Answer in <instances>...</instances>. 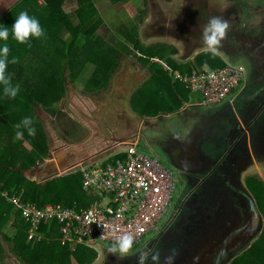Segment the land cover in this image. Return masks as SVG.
Here are the masks:
<instances>
[{"label": "trees", "instance_id": "obj_1", "mask_svg": "<svg viewBox=\"0 0 264 264\" xmlns=\"http://www.w3.org/2000/svg\"><path fill=\"white\" fill-rule=\"evenodd\" d=\"M77 1V10L73 14H68L60 7L63 0H44V5H41L39 0H20L15 8H12L13 10L11 9L0 21V23L8 24L10 28L17 13L20 10H26L40 21L44 30L42 37H29L30 44L17 42L12 37L11 30L8 40L0 41V44L7 43L8 45V58L16 57V62L9 63L6 71L11 77L10 82L19 85L15 97L5 96L0 91V258L4 251V241L10 245V250L15 255L29 264H73L74 261L77 264H92L97 258V250L92 247L78 244L72 250L68 242L62 241L56 221L47 220L39 224L35 229L37 235L30 239L28 235L32 224L26 222L21 211L15 209V204L2 195L3 191H8L9 196L22 194L24 201L35 203L38 207L58 202L79 207L87 203L86 198L89 201L96 198L82 189L79 173L55 176L44 184H39L29 174L32 166L42 161L45 155H50L46 130L38 119L39 107L41 106L55 118L60 119L63 112L53 103L63 96L65 84L80 78L89 63H92L95 70L102 74V78L92 75L85 80L84 86L90 92H96L99 87L106 84L120 56L126 52H133L134 56L142 60L148 68L154 69L148 79L135 89L130 99L132 105L139 104L140 115H143L142 112L150 116L167 111L164 105L165 99L160 103L163 97L162 92L158 89H150L151 84L147 86L150 80L161 81L167 89H172L174 84L178 85L184 99H187L191 93V89L181 80L175 79L171 82L167 72L162 69H159V74H157L156 64L150 61L152 57L159 56L169 62L172 67L182 68L185 63L180 64L175 59L174 56L177 54H175L174 46L167 43H156L149 46L142 44L138 34V22L123 16H121L123 20L125 18L126 22L129 21L120 23L119 29L123 37L116 38L114 41L112 36L110 40L111 32L108 26L102 28L104 14L99 11L95 0ZM131 1L136 0H109L110 9L120 13L124 9V3ZM144 1L141 0L142 3ZM137 8L141 17L139 18L143 21L146 8H142L140 4ZM111 12L112 10L108 14ZM117 39H119L118 43ZM137 50L142 54L137 55ZM29 54L32 55V60H26ZM194 60L198 65L206 63L213 67L226 65L223 58L207 51L197 54ZM33 62L36 63L35 69L30 70L27 65ZM20 70L30 71L28 75L24 73L23 75L24 79H29L31 82L22 81L19 84L18 78L22 75H18L17 72ZM190 71L191 69L188 68V72ZM147 96H153L156 105L150 104L148 100L145 101ZM180 105L181 103L177 104L175 108ZM25 116L32 118L36 129L34 136L28 135L23 128L15 127L17 117L22 119ZM18 130L22 131L23 135L20 139H15V133ZM25 142H28V145L24 144ZM251 184L258 186L256 182H249L248 188ZM252 191L255 193L258 207L264 213V204L260 201L264 199V188L261 191ZM7 222L10 223V231L3 228L7 226ZM262 240H264V233L251 247L247 248L243 256L235 259L233 264H264L262 261L264 250L254 251L262 244ZM246 255H249L248 263Z\"/></svg>", "mask_w": 264, "mask_h": 264}, {"label": "rangeland", "instance_id": "obj_2", "mask_svg": "<svg viewBox=\"0 0 264 264\" xmlns=\"http://www.w3.org/2000/svg\"><path fill=\"white\" fill-rule=\"evenodd\" d=\"M144 2L142 3L141 0H136L128 2L127 4L124 3L125 9L123 10L122 15L126 14L125 18H132L134 19V21L138 22V34L142 44L153 45L157 43L154 40L160 37L158 32L161 30L162 25L169 23L168 15H172L178 5H181L182 7L183 0H147L145 3ZM225 3L226 0L221 1V5H225ZM138 4L142 5V8H146V15L143 21L142 19H140L141 17L138 14ZM205 5H207L208 7L205 6L206 8L202 7L201 9V14H203V20L201 24L192 23L191 20L184 21L185 36H187L186 41L194 38L192 37L193 35H195L193 31L198 30L197 25L202 27L200 33L203 34V28L206 25L204 23L205 20L206 22H208L209 17L211 15H214L213 12H217L210 9L214 7V5L210 4V2ZM197 8H199V6H197ZM180 10L183 11L182 8H180L179 11ZM235 15L237 16L235 17ZM215 16L224 17V15ZM102 17L104 20L102 28L108 26L107 28H109V31L111 32L109 35V39L112 40V36L114 38V41L116 38H122L123 35L121 34L122 31H120L119 26L121 21L122 23L123 21L126 22L125 18L123 20L121 15L115 11L109 14L106 13ZM228 23L229 27L226 30L225 36L220 43H222L223 45H228L229 48L233 47L234 51H236L237 53L247 52V49H251L253 53H255V59H257L260 64L264 65V0H251V4L248 10H246L244 13L239 12L238 14H231V19L228 20ZM166 29L172 28H169V26H167L164 30ZM247 33L253 35L254 38L252 39L246 37L245 34ZM118 41L119 39H117V43ZM124 42L126 43L125 40ZM167 43H170V41H167ZM181 44L183 45L182 41ZM130 47L132 48L131 44ZM205 48L206 46L201 49ZM174 49L176 51V48ZM217 52L219 53V51ZM175 56V58L180 57V53H177V55ZM26 57V60H32L31 54L27 55ZM155 57L157 56H154L153 58ZM155 64V68H160V65L157 64V62ZM243 64L246 65L245 63ZM35 65L36 63L33 62L31 65L28 64L27 67L30 70L32 68V70H34ZM204 65L210 64L206 63ZM29 72V70H20L17 72L18 75H22L21 77L18 76L19 84L22 83V81L31 82V80L29 79H24V75H28ZM246 74L248 78L249 71H246ZM92 75H94L96 78H102V74L98 73L95 70V66L92 63H89L88 68L83 72L80 78L73 82L65 84L63 96L53 103L56 108L60 109L64 113H62L60 119L55 118L53 114L51 115L41 106H38L40 108L39 114L37 113L39 115L38 119L41 121L43 128L46 130L45 132L48 139L49 150L52 148V146L63 150V144L69 145V142L79 143L90 138L88 140L90 146L98 144L99 146H97V149L100 146H106L107 149L115 147L114 151H118L124 145H117V140H127L129 139L127 138L129 137V135H134L137 131H139L140 135L138 137V148L143 149L144 151L150 150L152 154L158 156V160L162 164L171 168V165L163 155V149H165L166 147H176L177 142L174 137L177 133L186 135L188 137L190 136V133L195 126H201L202 120L199 118H195L198 110L202 111L205 114V118H210L212 113L211 111H215V109H217L218 107L220 108V106L226 101L223 100L222 103L217 105L195 104V106H191L187 110H182L181 107L184 104L182 102L184 98L178 85L174 84L172 85V89H167L164 87L161 81L150 80L147 86L149 87L151 84L150 89H158L162 92L161 94L163 97L160 96L162 97L160 103L164 102L163 99H165L164 105L166 108L165 110L167 111L163 112L164 114L160 113L159 115H157L156 113L152 114L151 116H144L142 124H139L142 117L133 110V105L131 104L130 98L134 90L138 88L149 76V68L146 66V64H144L138 57L126 56L125 54H123L122 56H120L117 66L107 79L106 84L102 86L100 85L101 87H99L98 91L96 92H90L89 89L85 88L84 86L85 80L90 78V76ZM261 78L262 80H264V75ZM191 94L193 100H195V98H201L199 93ZM146 100H148L150 104L156 105V101L153 96H147L145 101ZM179 103H181V105L178 108H175V106ZM137 107H139V104L137 105ZM189 112L193 115L189 114ZM85 114H87V116L91 119V121L89 122L90 131L82 121L84 120V118L82 117H84ZM20 121L21 119L17 117V124ZM14 124L16 125V123ZM92 124L96 126L95 132H93ZM171 131L172 133H169ZM132 138H134V136H132ZM157 140H159V143L156 142ZM2 142L4 143V141ZM24 144L28 145V142H25ZM58 144H60V146H57ZM111 144L113 145L110 146ZM83 150L84 147L82 146L80 148V153H82V155H84V152H82ZM52 155L53 154H51V156L45 155L44 159L38 162L39 165L36 164L30 169V176L39 184H44L48 179L55 178L56 176L54 172L57 166L53 167L51 164H47L50 161L49 159L52 157ZM39 166L42 167L40 168ZM60 172L57 171V173ZM65 172L67 171H63L62 173L65 174ZM173 172V176H175V183L177 184V186L173 190V196L168 209L160 217L157 223V228L146 233L141 241L133 245V253L142 248V250H148V246L152 242L153 237H155L159 233V231L169 222L173 215L178 196V189L180 187V183L177 179V173L175 171ZM251 175H253L254 177H258L259 179H264V167L261 168L260 165H258L257 168H253L248 172H243L241 186L242 188H244V195L242 196H244L245 198L252 196V194L249 193L248 187H246V182L247 185L249 182L255 183L252 181L254 179H249L250 181L246 179ZM249 188L252 193V190H262V188L254 186L253 184H251ZM260 201L264 204V199H261ZM235 214L237 218L242 215L238 210H235V212L232 214V220L233 218L235 219ZM256 224L257 226H259V223ZM9 226L10 223H8L7 226H4L3 228H6V230L8 229V231H10L11 229ZM260 228L262 230L260 234L258 233L255 235L254 242L263 234V221ZM261 243L262 244L258 248H255L254 251H260V249L264 250V240H262ZM108 244L109 242H99L95 245V250L98 251L99 259L97 260L96 258L92 264H99L98 261H101V256L104 253L108 252L106 249V246ZM235 246V244H232L230 246H218L217 249L211 255H209L210 257L206 260V262H208L207 264H233V261L235 259L243 256V254L246 253L247 248L250 247V244L247 247L244 245L243 248L239 250V252H237L238 249H236ZM3 247L4 251L0 258V264H29L23 262L17 255H15L10 250V245L7 242H3ZM248 256L249 255H246L247 263L249 259ZM258 257H260V255H258ZM262 261L264 262V260ZM72 263L77 264L75 261Z\"/></svg>", "mask_w": 264, "mask_h": 264}, {"label": "flooded vegetation", "instance_id": "obj_3", "mask_svg": "<svg viewBox=\"0 0 264 264\" xmlns=\"http://www.w3.org/2000/svg\"><path fill=\"white\" fill-rule=\"evenodd\" d=\"M192 1L187 0L182 7L178 5L172 15L184 18V12L179 9L185 10V7ZM195 1L199 5L188 7L197 13L191 15L189 19L195 18L196 23L201 24L203 20L201 9L206 8L205 4L208 2L206 0V3L204 0ZM221 1L209 0L210 4L214 5L210 9L217 11L213 12L214 15L210 17L224 15L222 18L229 20L231 14L244 13L251 4V0H226L225 5H221ZM168 26L173 28L171 24ZM166 27V24H163L161 29ZM197 29L193 31L194 40L186 41L187 36L183 32H180V35L176 34L184 45L180 56L206 46L203 34L200 33L202 27L197 25ZM245 36L254 38L249 33ZM217 51L224 56L222 58L227 63L242 66L244 80L238 92L216 109L221 110L223 113L220 114L221 116L217 115L213 118L212 116L216 113L213 110L210 118H205L206 123L203 126L206 127L205 133L199 131L192 137L181 136L176 138V147L163 149V155L173 171L177 173L180 183L171 219L153 237L148 250H142V248L123 258L106 252L101 256V261H98L99 264H138L141 254L146 257L145 264H167L165 258L169 256L172 257L171 264H207L206 260L210 257L209 255L218 246L235 244L239 252L244 245L247 247L250 244L251 247L254 244L255 235L260 234L264 213L258 207L255 193L253 194L250 188L248 190L252 196L247 198L242 196L244 188L241 186V180L243 172L257 168L258 165L261 168L264 167V80L261 78L264 75V65L255 59V53L251 49L237 53L233 47L229 48L228 45L220 43ZM246 71H249L248 78ZM82 118L86 122L91 121L87 114ZM226 124L230 125L229 133L224 128ZM92 128L95 132L94 124ZM131 135H129L130 138L133 136ZM88 140H86L87 143H89ZM156 142L158 143V140ZM195 144L197 153L190 155L193 153L191 147ZM246 179H254L252 181L258 183V187L264 188V179L253 175ZM176 186L175 176H173V190ZM235 210L242 215L238 218L234 215L235 219L232 220ZM256 223H259V226ZM219 224L230 225L225 235L220 239L216 236L205 239L207 236L204 231L205 227ZM156 251L159 252V260L153 261L151 256Z\"/></svg>", "mask_w": 264, "mask_h": 264}, {"label": "built area", "instance_id": "obj_4", "mask_svg": "<svg viewBox=\"0 0 264 264\" xmlns=\"http://www.w3.org/2000/svg\"><path fill=\"white\" fill-rule=\"evenodd\" d=\"M152 62L169 69L158 57ZM174 79L183 81L192 92L201 95L204 105H217L228 100L241 88L244 74L240 65L226 62L213 67L192 62L191 71L173 72ZM127 143L124 140L120 144ZM104 153V152H103ZM105 155V154H104ZM86 158L83 164L66 172L79 173L82 189L96 198L87 205L69 206L49 203L38 207L24 201L22 194L2 195L15 204L26 222L32 224L28 237L44 221H56L62 241L75 249L78 244L94 247L99 242H114L125 233L133 235V245L153 231L167 211L173 193V172L158 160V156L138 148L134 140L122 150L108 153L104 159Z\"/></svg>", "mask_w": 264, "mask_h": 264}, {"label": "clouds", "instance_id": "obj_5", "mask_svg": "<svg viewBox=\"0 0 264 264\" xmlns=\"http://www.w3.org/2000/svg\"><path fill=\"white\" fill-rule=\"evenodd\" d=\"M66 13L70 11L69 8H64ZM229 27L227 19L220 16H212L209 18L207 24L203 28V41L206 45L205 51L215 55L217 53V46L225 36L226 30ZM11 30L12 37L19 43H29V37L39 38L44 36V30L40 21L34 16L30 15L26 10H20L9 28L8 24L0 23V41H7L9 38V31ZM9 48L7 43L0 44V91L8 97H15L19 90L18 84H12L11 77L7 73V65L15 63L16 57L8 58ZM17 129H25L30 136H34L36 129L33 126L32 118L25 116L21 121L15 125ZM240 127V126H239ZM23 135L22 131H16L15 139H20ZM246 187H248L246 183ZM143 239V238H142ZM90 247V246H89ZM95 249V246L92 247ZM108 252L115 254L118 258H123L133 251V235L130 233L122 234L114 238V242L106 246ZM98 253V252H97ZM98 256V255H97ZM145 255L141 254L138 258V264H145ZM151 259L153 261L159 260V252L152 253ZM167 264H171L172 257H166ZM95 261V260H94Z\"/></svg>", "mask_w": 264, "mask_h": 264}, {"label": "crops", "instance_id": "obj_6", "mask_svg": "<svg viewBox=\"0 0 264 264\" xmlns=\"http://www.w3.org/2000/svg\"><path fill=\"white\" fill-rule=\"evenodd\" d=\"M20 0H0V21L2 20V18L4 17V16H6V14H8L10 11H11V9L13 8H15V6H16V4L19 2ZM95 2H96V4H97V6H98V8H99V11L102 13V14H108V12L111 10L110 8V3H109V0H95ZM39 3L41 4V5H44V0H39ZM125 5V4H124ZM123 5V7H124V9H125V6ZM54 6V5H53ZM55 6H56V4H55ZM122 6V5H121ZM60 7H61V9L63 10L64 8H69L70 9V11L69 12H67L68 14H73L76 10H77V8H78V1L77 0H63V2L60 4ZM12 9V10H13ZM121 9V8H120ZM123 9V10H124ZM117 10H119V9H117ZM114 10H112V12H113ZM65 12V11H64ZM66 13V12H65ZM122 13H123V11H120V15L121 16H123V17H126L125 16V14H123L122 15ZM174 15V14H173ZM169 16V15H168ZM162 33H159V36L160 37H158V38H156V40H154V41H156L157 43H167V41H170V43H167V44H170V45H173L175 48H176V54L177 53H180V51H181V46H179V44L178 43H175V39H173V38H163L162 37ZM170 39H172V40H170ZM156 44V43H155ZM147 46H149V45H147ZM204 52H205V50H203ZM200 52H202V51H200ZM200 52H198L197 53V50H195V51H192V52H190V53H188V54H184L185 56H180V57H178V58H175V59H177V61L181 64V63H185V65H181L182 66V68H180V67H172V65L169 63V62H167V61H165V59H162V58H160L159 56H157L158 58H160L161 60H164L167 64H168V66H169V69H167V68H164V66L163 65H161L160 63H157V64H159L160 65V68H158L157 69V74H159V69H162L163 71H165V72H167V74H168V76L170 77V80H171V82H173L175 79H174V77H173V72L174 71H180V72H182V73H188V68L189 69H191V65L192 64H189V63H192L193 61H195L194 59H195V56L197 55V54H199ZM138 53L141 55L142 53L139 51V50H137V52H136V54L138 55ZM218 56H220L221 58H222V55H220L218 52L216 53ZM126 56H134V54H133V52L132 53H128V52H126V54H125ZM136 55V56H137ZM144 55V54H143ZM183 55V54H182ZM174 57H176V56H174ZM153 58V57H152ZM154 63H156V62H154ZM183 70V71H182ZM152 71H154V69L153 68H149V76H150V74H151V72ZM148 76V77H149ZM148 77L144 80V81H146L147 79H148ZM71 82H73V81H71ZM183 82V81H182ZM185 84V83H184ZM186 85V84H185ZM187 86V85H186ZM135 91V90H134ZM191 93H196V92H192L191 91ZM189 94V97L187 98V99H183V106L181 107V109L182 110H187V109H189V107H191V106H195V104H201V105H204V104H202V101H201V98L200 99H196L195 98V100H193L192 99V94ZM131 99V98H130ZM199 100V101H198ZM137 105H138V103H136L135 105H133L132 106V108H133V110L139 115V116H141L142 118H141V120H140V122H139V124H142V120H143V117L144 116H147V113H144V112H142V114L143 115H140V112H141V110H140V108L139 107H137ZM180 109V110H181ZM215 111H216V113H214V115L212 116L213 118H216L217 117V115H219V116H221L220 114H223L222 112H221V110L220 111H217L216 109H215ZM160 113H158L157 115H159ZM162 114H164V113H162ZM189 114H192V113H190L189 112ZM193 115V114H192ZM70 116V115H69ZM151 116V115H150ZM154 116V115H153ZM195 118L196 119H201L202 120V123H201V126H195L193 129H192V132L190 133V136L192 137L193 135H194V133H196V132H199V131H202V132H206V127H203V126H205V123H206V121L204 120L205 119V114L202 112V111H200V110H198L197 111V113H196V115H195ZM84 123H85V125H86V127H88V130L90 129L89 128V122H86L85 120H82ZM225 127V129H227V131H228V133L230 132L229 131V126L230 125H228L227 126V124L226 125H224ZM236 127V126H235ZM236 128H239V127H236ZM169 133H172V131L171 132H169ZM139 135H140V132L139 131H137L133 136H134V138H130V137H127V138H129V140H134L135 142H136V144L139 146ZM181 136H183V137H185L186 135H182V134H180V133H177L176 135H175V139L177 138H179V137H181ZM229 136H230V134H229ZM226 138H228L227 136H226ZM232 138V137H231ZM122 139H120V140H117L118 141V143H117V145H124L120 150H122L124 147H125V145L128 143V141H126L127 143H124V144H120V141H121ZM84 142H86V141H84ZM78 143V142H77ZM158 143H159V140H158ZM72 144H76V143H71V142H69V145L71 146ZM88 144V143H87ZM114 144V143H113ZM113 144H111L110 146H112ZM64 145V144H63ZM57 146H60V144H58ZM89 146V145H88ZM97 146H98V144L96 145H94V146H89L90 148H85L84 147V149L87 151V153L88 154H91V153H94L97 157H96V159L98 158V159H104L105 158V156L108 154V153H112V151L114 152V150H115V147L114 148H108L107 149V147L106 146H100V151L99 150H92V148H97ZM51 147V146H50ZM57 148V147H56ZM55 147H53L52 146V148L50 149V155L49 156H51V154H55V152H56V149ZM192 149V151H193V153H191L190 155H194V154H196L197 152H196V150H197V148H196V144L193 146V147H191ZM223 149H224V147H223ZM77 149H75V151H76ZM85 150H83V151H85ZM105 150V151H104ZM95 151H99V152H95ZM105 152V153H102V152ZM148 152H150L151 153V151L150 150H147ZM116 152V151H115ZM76 153V152H75ZM77 153H79L78 152V150H77ZM105 154V155H104ZM52 155V156H53ZM66 155V154H65ZM93 157V156H92ZM77 158V156H75L74 157V159H76ZM89 158V157H88ZM73 159V157H71L70 158V161ZM65 174H67V173H65ZM60 175H64V174H60ZM60 175H58V176H60ZM80 179H81V177H80ZM85 201H87V203H84V204H88L90 201L89 200H87V198H86V200ZM58 203H60V202H58ZM62 204H64V203H62ZM84 245V244H83ZM85 246H88V245H85ZM72 250H74V249H72ZM98 252V251H97Z\"/></svg>", "mask_w": 264, "mask_h": 264}, {"label": "water", "instance_id": "obj_7", "mask_svg": "<svg viewBox=\"0 0 264 264\" xmlns=\"http://www.w3.org/2000/svg\"><path fill=\"white\" fill-rule=\"evenodd\" d=\"M186 1L187 0H183V6L186 4ZM189 1H192V0H189ZM208 3H209V0H206ZM195 5H199V4H197V1H195V0H193L192 1V3H190L189 5H187L186 7H185V10L183 9V12H184V14H185V17L184 18H182L181 19V17L179 16V15H176V16H171V15H169L168 17H171V18H169V23H167L166 24V26H168V24H173V26H174V28H172V29H167V30H164V29H161L158 33H162L163 35H162V37L163 38H173V39H175L174 41H175V43H178L179 44V46H181V50H182V48H183V45L181 44V39H179L178 37H176V34H178V35H180V32H183V33H185V31H184V21H190L191 20V22L192 23H196V20H195V18H191V19H189L190 18V16L191 15H193V14H195V13H197V11H195V10H193V9H191L190 10V8L188 7V6H191V8H192V6H195ZM206 7H208V6H206ZM177 13V12H176ZM175 13V14H176ZM205 24H207V22L205 21L204 22ZM181 25L183 26L182 28H181ZM178 30H180V31H178ZM169 33V35H167ZM182 34V33H181ZM170 40H172V39H170ZM181 40V41H180ZM205 50V49H204ZM201 51H203V50H201ZM198 52H200V50H197V53ZM122 140H124V141H128L129 139H127V140H125V139H122ZM89 143L87 144L86 142H84V141H82V142H79V143H76V144H72L71 146L70 145H63L62 147L64 148L63 150H60V148H56L57 150H56V152H55V154L49 159L50 161L47 163L48 165H52L53 167L54 166H57L55 169V172H54V174L56 175V176H58V175H60V174H63L62 172L63 171H70V170H72V168H75V167H77L79 164H83V163H85V161L87 160L86 158H88V157H94V153H91V154H88L87 153V151L85 150V151H82V152H84V155H82V153H80V148L83 146V147H85L86 149L87 148H90L89 146ZM99 146V145H98ZM75 149H77L78 150V152L79 153H77V150L75 151ZM93 150H96L97 148L95 147V148H92ZM100 147L97 149V150H99L100 151ZM60 151V152H59ZM99 151H95V152H99ZM76 152V153H75ZM103 153V152H102ZM105 153V152H104ZM66 154V155H65ZM75 156H77V158L76 159H74V157ZM71 157H73V159L70 161V158ZM46 164V165H47ZM39 165V164H38ZM45 165V166H46ZM44 166V167H45ZM40 168L42 167V166H39ZM61 169V170H60ZM57 171L58 172H60V171H62V172H60V173H57ZM66 173V172H65ZM236 215V214H235ZM206 225V224H205ZM210 225V224H209ZM230 227V225L229 224H219V225H211V226H206L205 227V229H204V231L206 232V235L207 236H205V239H207L208 240V238H210V237H212V236H216L218 239H220L221 237H223L224 235H225V232H226V229H228Z\"/></svg>", "mask_w": 264, "mask_h": 264}]
</instances>
